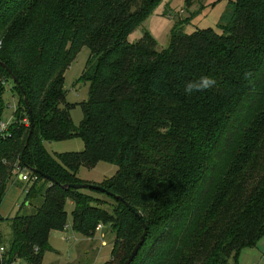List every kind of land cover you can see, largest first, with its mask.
I'll list each match as a JSON object with an SVG mask.
<instances>
[{
	"label": "trees",
	"instance_id": "16d2710c",
	"mask_svg": "<svg viewBox=\"0 0 264 264\" xmlns=\"http://www.w3.org/2000/svg\"><path fill=\"white\" fill-rule=\"evenodd\" d=\"M160 1L0 0V120L8 82L19 98L0 133V205L17 168L39 176L25 203L41 199L13 217L7 245L0 225V264H43L51 232L66 227L67 199L75 231L113 230L103 264H123L143 233L126 203L148 229L132 264H237L264 238V0L232 1L221 32L176 25L166 49L147 31L128 42ZM81 46L90 50L78 79L89 98L75 126L64 73ZM201 75L216 86L185 94ZM69 138L81 139L83 151L49 154L46 143ZM100 161L117 165L100 186L119 199L92 190L117 202L112 214L82 189L62 187L84 183L77 170Z\"/></svg>",
	"mask_w": 264,
	"mask_h": 264
},
{
	"label": "rangeland",
	"instance_id": "374dc122",
	"mask_svg": "<svg viewBox=\"0 0 264 264\" xmlns=\"http://www.w3.org/2000/svg\"><path fill=\"white\" fill-rule=\"evenodd\" d=\"M216 1V3H215ZM232 1L235 0H200L188 7L185 0H162L155 6L152 13L144 20L140 27L132 30L128 35V42H136L147 31L157 42V48L166 49L170 42L171 30L174 26H184V32L192 33L195 30L212 28L221 32L219 23L224 17ZM90 56V50L81 46L75 58L70 62L64 73V89L67 103H72L71 117L75 126H79L84 113L81 104L88 100V83H80L86 62ZM3 98L6 107L0 122L8 124L15 119V106L18 103L16 93L12 90V83L8 82ZM27 121V119H25ZM46 149L52 157L61 153L81 152L84 149L83 141L79 138L54 141L46 143ZM77 177L84 183L100 186L102 182L112 178L117 173V165L100 161L94 167L81 166L77 170ZM6 185V193L0 205V215L4 219L1 222V232L4 235V244L12 239L11 223L13 217L21 213L33 212L36 206L41 204V199L32 200V204L26 200V189L30 186L13 175ZM83 193L91 194L98 199L101 207L112 214L118 210L117 202L104 194H98L90 189H82ZM65 205L66 227L64 230L52 231L49 237V247L43 256V264H103L112 258L115 234L110 226L101 225L96 228L95 234L85 237L81 232L73 229V212L76 208L73 201L67 199ZM100 207V208H101ZM264 245V244H262ZM237 264H264V248L260 242L253 249H243L238 256ZM228 264H234L231 258Z\"/></svg>",
	"mask_w": 264,
	"mask_h": 264
},
{
	"label": "water",
	"instance_id": "95a60500",
	"mask_svg": "<svg viewBox=\"0 0 264 264\" xmlns=\"http://www.w3.org/2000/svg\"><path fill=\"white\" fill-rule=\"evenodd\" d=\"M2 66L4 68H6V70L8 71V73L10 74L11 76V79L17 83V79L14 77V75L12 74V71L10 70V68L8 67H5V65L2 64ZM18 84V83H17ZM23 94H24V91H22ZM25 98V106H26V111L28 112L29 114V117H30V123H31V129H30V133L28 135V138L29 136L31 135L32 131H33V118H32V112H31V109H30V106H29V103H28V99L26 97ZM28 138L26 140V143L28 141ZM28 144V143H27ZM34 172H37L38 174H41L43 177H45L46 179L50 180L51 182H54V180L49 177L48 175H46L45 173L43 172H39L37 170H34ZM62 187L66 188V189H70V188H75V189H90V190H95V191H99V192H103L107 195H110L111 197H113L114 199H119L118 196H114L112 193H110L105 187L103 186H98V185H95V184H91V183H75V184H66V185H63ZM126 206L129 208L130 211H132V213L134 215H136L138 217V219L140 220L141 222V225L143 227V233L141 234L139 240L135 243V246L132 250V252L128 255V257L125 259V262L123 264H132L133 263V259L136 257V255L138 254L139 250L142 248L143 246V243L145 241V238L147 236V233H148V229H147V225L145 224V222L142 220L140 214H138L137 212H135V210L129 205L126 203Z\"/></svg>",
	"mask_w": 264,
	"mask_h": 264
},
{
	"label": "clouds",
	"instance_id": "9594fccd",
	"mask_svg": "<svg viewBox=\"0 0 264 264\" xmlns=\"http://www.w3.org/2000/svg\"><path fill=\"white\" fill-rule=\"evenodd\" d=\"M217 81L215 78L207 75H201L196 80H189L184 84L185 94L191 96L196 92H202L212 89L216 86Z\"/></svg>",
	"mask_w": 264,
	"mask_h": 264
},
{
	"label": "built area",
	"instance_id": "2783aa9c",
	"mask_svg": "<svg viewBox=\"0 0 264 264\" xmlns=\"http://www.w3.org/2000/svg\"><path fill=\"white\" fill-rule=\"evenodd\" d=\"M0 47H1V41H0ZM24 121L27 123V121L25 119H24ZM8 124L0 122V133L2 135H4L7 132ZM17 170H18V173H19L18 176H17L19 180H21L23 182L26 181L30 185H32L33 183L38 182L39 176L36 175V174H33L30 170L29 171L26 170V169L25 170H21L19 168H17ZM101 227H102L101 225H98L97 228L101 229ZM5 251H6V249L4 248V246L0 245V260L2 258L1 255L4 254ZM9 264H21V263L19 262V260H16V261H13L12 263H9Z\"/></svg>",
	"mask_w": 264,
	"mask_h": 264
},
{
	"label": "crops",
	"instance_id": "0c3cea01",
	"mask_svg": "<svg viewBox=\"0 0 264 264\" xmlns=\"http://www.w3.org/2000/svg\"><path fill=\"white\" fill-rule=\"evenodd\" d=\"M260 244H261V246H263V248H264V245H262V244H264V238H262V239L260 240Z\"/></svg>",
	"mask_w": 264,
	"mask_h": 264
}]
</instances>
